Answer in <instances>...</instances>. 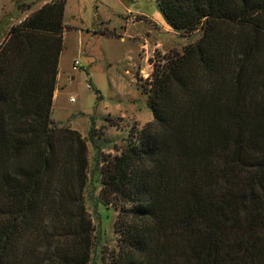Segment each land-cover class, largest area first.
Segmentation results:
<instances>
[{
	"label": "trees",
	"instance_id": "trees-1",
	"mask_svg": "<svg viewBox=\"0 0 264 264\" xmlns=\"http://www.w3.org/2000/svg\"><path fill=\"white\" fill-rule=\"evenodd\" d=\"M156 1L175 31L200 34L152 61V120L96 158L117 210L102 264H264V0ZM64 6L46 2L0 44V264L92 259L87 141L51 117Z\"/></svg>",
	"mask_w": 264,
	"mask_h": 264
},
{
	"label": "rangeland",
	"instance_id": "rangeland-1",
	"mask_svg": "<svg viewBox=\"0 0 264 264\" xmlns=\"http://www.w3.org/2000/svg\"><path fill=\"white\" fill-rule=\"evenodd\" d=\"M45 1L50 0H0V44L11 25ZM63 23L59 58L63 76L51 117L78 130L87 141L85 202L96 238L88 264H102L103 254L116 249L117 210L101 197L96 158L119 153L152 120L147 95L140 86L151 80L152 61L163 63L167 54L182 52L200 32L187 35L175 31L156 0H65ZM144 42L148 47L142 48ZM75 60L81 65L72 70ZM92 126L95 129L90 137Z\"/></svg>",
	"mask_w": 264,
	"mask_h": 264
},
{
	"label": "crops",
	"instance_id": "crops-1",
	"mask_svg": "<svg viewBox=\"0 0 264 264\" xmlns=\"http://www.w3.org/2000/svg\"><path fill=\"white\" fill-rule=\"evenodd\" d=\"M52 1V0H50ZM49 1V2H50ZM46 3V1L44 2ZM142 16V19H145L147 20V17H145L144 15L140 14ZM140 19V20H142ZM149 43H146L144 42L142 44V48H145V47H148ZM147 58V57H146ZM72 68V67H71ZM73 70V69H72ZM62 76H63V73L61 72V70L59 69V72H58V75H57V83H56V89H55V92H54V97H53V104L55 103V101L57 100L58 98V93L60 92V83H61V80H62ZM66 79L69 80L70 79V76L69 75H66ZM72 98V97H71ZM70 98V100H71Z\"/></svg>",
	"mask_w": 264,
	"mask_h": 264
},
{
	"label": "built area",
	"instance_id": "built-area-1",
	"mask_svg": "<svg viewBox=\"0 0 264 264\" xmlns=\"http://www.w3.org/2000/svg\"><path fill=\"white\" fill-rule=\"evenodd\" d=\"M80 65H81V63L79 62V60H75V61L72 63V69H73V70H77V69L80 67ZM87 87H88V88H91V84L88 83V84H87ZM73 100H74V98L72 97V98H71V101H73Z\"/></svg>",
	"mask_w": 264,
	"mask_h": 264
}]
</instances>
